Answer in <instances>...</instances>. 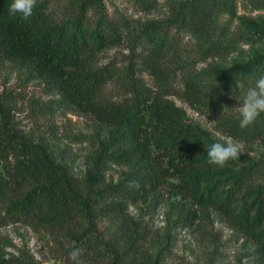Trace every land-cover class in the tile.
<instances>
[{
  "label": "trees",
  "instance_id": "trees-1",
  "mask_svg": "<svg viewBox=\"0 0 264 264\" xmlns=\"http://www.w3.org/2000/svg\"><path fill=\"white\" fill-rule=\"evenodd\" d=\"M105 1L37 0L25 20L19 13L9 15L13 0H0V60L36 64L79 111L120 133L115 147L107 145L78 178L43 145L13 128L0 109V232L21 223L47 234L53 264H75L69 257L74 246L82 250L81 264H161L162 250L147 258L141 252V226L131 225L129 209L164 186L221 215L264 256V164L240 154L224 167L210 165L208 147L219 141L190 123L166 97L171 79L180 77L185 103L214 114L222 135L254 144L264 139V113L242 129L239 114L229 109L240 105L247 89L264 76V55L244 65L199 68L198 59L207 62L228 52L215 39L220 0H175L169 15L130 31L132 40L146 48L141 59L155 88L133 66L121 83L122 98L109 100L105 92L114 70L100 67L98 59L123 44L128 28L108 12ZM249 2L264 9V0ZM135 3L151 10L158 0ZM186 32L196 39L198 59L183 57ZM174 56L177 69L172 70L166 61ZM136 160L147 161L148 171L106 180L111 164L129 166ZM0 264L41 263L24 253L6 258L0 249Z\"/></svg>",
  "mask_w": 264,
  "mask_h": 264
},
{
  "label": "rangeland",
  "instance_id": "rangeland-1",
  "mask_svg": "<svg viewBox=\"0 0 264 264\" xmlns=\"http://www.w3.org/2000/svg\"><path fill=\"white\" fill-rule=\"evenodd\" d=\"M172 1L175 0H158L157 7L151 10L140 8L135 0L105 1L108 12L128 28L123 32V44L105 50L98 59L100 67L110 65L114 70V80L105 92L109 100L122 98L121 83L133 66L137 76L148 87L155 88L157 82L145 70L141 59L146 48L132 40L130 31L141 23L169 15ZM220 4L221 8L214 14L215 39L229 47L227 55L207 62L199 60L196 39L186 32L184 59L197 57L200 62L197 66L206 68L214 64L222 67L244 65L263 56L264 9H256L249 0H220ZM166 62L172 70L177 69L178 57H169ZM170 85L166 97L185 113L190 123L221 143L231 139L239 144L240 154L264 164V139L249 144L222 135L214 114L197 111L183 101L180 77H173ZM239 106L229 111L239 114ZM0 109L13 128L30 141L43 145L57 163L78 178L84 177L95 165L107 145L115 147L113 139L120 134L116 128L101 125L90 114L79 111L36 64L24 60H0ZM149 166L143 160H136L129 166L111 164L105 173L106 180L117 182L125 172H147ZM129 212L131 225L141 226L139 237L145 258L162 250L161 264H264V256L257 247L221 215L167 187L146 194L130 206ZM0 249L6 258L24 253L34 256L41 264L54 263L51 238L21 223L7 225L1 230Z\"/></svg>",
  "mask_w": 264,
  "mask_h": 264
},
{
  "label": "clouds",
  "instance_id": "clouds-1",
  "mask_svg": "<svg viewBox=\"0 0 264 264\" xmlns=\"http://www.w3.org/2000/svg\"><path fill=\"white\" fill-rule=\"evenodd\" d=\"M36 4L37 0H13L9 6V15L19 13L26 20L32 16ZM238 111L240 117L239 127L242 129L253 124L257 117L264 113V76L256 79L254 85L247 89ZM240 153L241 148L239 144L233 142L231 139L225 140L224 143L214 142L208 147V163L224 167L228 161L238 159ZM81 253L82 250L74 246L73 250L69 253V257L75 264H81L79 260Z\"/></svg>",
  "mask_w": 264,
  "mask_h": 264
}]
</instances>
